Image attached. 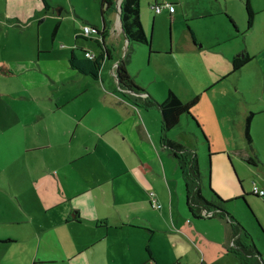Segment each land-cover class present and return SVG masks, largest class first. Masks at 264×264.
Returning a JSON list of instances; mask_svg holds the SVG:
<instances>
[{
    "label": "crops",
    "instance_id": "obj_1",
    "mask_svg": "<svg viewBox=\"0 0 264 264\" xmlns=\"http://www.w3.org/2000/svg\"><path fill=\"white\" fill-rule=\"evenodd\" d=\"M31 1L35 8L44 2ZM109 1L113 7L111 11L105 10L106 6H102L101 0H70L73 14H79V18L85 20L83 27L91 26L98 31V35L92 33L89 38L80 34L75 36L74 46L66 53V62L62 66L42 61L40 64L46 67L42 74L44 77L32 74L22 76V84L28 92L44 99L47 98L46 89L34 90L28 84L29 81L33 84L37 81L42 84L51 83L57 87L56 90H48L49 96L55 95L53 99L49 98L51 105H42L41 109L43 113L54 116L63 113L65 123L73 129L68 144L73 146L75 152L67 157L51 158L47 154L51 149L49 144L33 145L23 152L17 151L16 159L28 170L24 171L28 176V184L22 192L19 188L14 189L12 197L17 204L14 215L0 218V223L5 219L13 221L15 225L14 236L0 235V264H90L96 255L89 257V251L98 242L108 240L111 230L123 229L124 224H137L139 219L150 212V193L154 194L160 204V211L162 204L168 203L170 206L173 200L176 204L181 200L183 178L177 160L161 143V116L158 109L142 107L147 95L158 103L165 100L169 91L182 102L199 97L198 103L191 109L199 130L186 116H182L179 125L170 131L169 138L187 151L195 152L198 161L199 147H207L208 161L212 159L213 166L211 183L216 193L225 198L234 197L232 200L235 202L242 197L245 199L242 182L239 184L235 168L242 178L257 172L264 179V43H259L251 55V45H242L237 40L239 36L245 38L254 35L255 23L258 16L264 14V10L255 12L250 4L254 12L253 24L246 30V27H232L226 16L232 20L234 18L226 5L219 4L214 9H195L191 13L180 9V17L188 28L182 31L168 49H164L166 53H160L166 59L162 65L169 69L170 76H177L174 82L179 85L169 81L172 86L176 85L175 91L169 87L162 93L151 82L139 85L133 77L135 84L144 92L136 94L119 86L116 69L122 61L124 65L129 62V53L134 51V45L139 44L127 42L121 29L118 8L122 0ZM62 5L59 14L67 9V5ZM155 5L151 8L154 9ZM11 10L19 14L13 4ZM174 14L175 9L173 13L169 12V21L172 22ZM99 16L101 23L97 25L96 18ZM215 18L220 20H215L216 31L210 32V28H206L207 24ZM87 42L95 43L99 53L96 54L91 43ZM76 46L83 51L80 55L76 54L80 59L85 58V53L93 57L103 56L98 79H90L69 68L68 57ZM151 54L157 57L156 53L148 51L149 58ZM245 55L249 57L248 62L238 72L230 74L232 60ZM26 66L30 70L28 63ZM247 69H253L256 82V87L250 92L251 97L241 91L239 84L240 77L246 74ZM202 70H205V74ZM71 78L84 82L93 90L98 89L103 96L119 97V101L122 100L126 106L125 114L98 111V104H79L78 100L83 96L88 97V90L86 86L83 93L69 89ZM152 110H156L157 114H152ZM250 114L253 116L250 125L251 147H248L244 138V123ZM56 121H59V117ZM76 131L82 136H77ZM86 132L90 133L87 136L88 142L84 139ZM142 164L149 166L145 174L137 171ZM244 164L249 167V171L243 168ZM259 183L252 182L251 193L253 186L264 191V185ZM205 213L212 214L207 218L220 219V222H215L222 229L223 241L219 246L240 252L234 244L235 238L227 218L214 217L217 213L213 210L201 208L202 218ZM84 225L93 228L97 235L81 244L77 233L83 231ZM180 230L177 231L180 236L172 237L178 242L182 241L195 256L184 264H197V248L204 235L198 232L193 235L190 233L192 229L187 230L182 226ZM244 233V230L240 231L236 238L239 244L249 246L243 239H249ZM145 252L147 259L141 261V264H183L180 255L176 253L173 257H161L160 253L153 254L149 245L145 246ZM99 255L106 258L105 262L114 264L110 252ZM254 257L264 264L261 255L254 254ZM199 264H202L200 260Z\"/></svg>",
    "mask_w": 264,
    "mask_h": 264
},
{
    "label": "rangeland",
    "instance_id": "obj_2",
    "mask_svg": "<svg viewBox=\"0 0 264 264\" xmlns=\"http://www.w3.org/2000/svg\"><path fill=\"white\" fill-rule=\"evenodd\" d=\"M154 2L157 5H165L160 13H155L154 9L151 8L155 5ZM12 4L19 11L18 15L11 10ZM62 4L67 5V9L57 14L61 6L63 7ZM70 4V0H44L42 6L35 8L31 0H0V218H10L14 215L17 206L12 197L14 189L19 188L22 192L28 184V176L24 172H28V170L24 169L16 159L17 151L23 152L33 145L49 144L51 149L47 154L51 158L67 157L70 153L75 152L73 146L68 144L73 129L65 123L63 113L56 114L59 117V121H56L57 117L54 114L43 113L41 109L42 105H51L49 98L53 99L55 95L49 96L48 90H56L57 87L51 83L42 84L41 81L40 83L37 81L36 84H33L32 81L28 83L25 80L34 90L46 89L47 98L44 99L41 96L30 94L26 86L22 84L24 83L22 76L25 74L42 76L43 70L46 68L40 64L42 61L55 62L60 66L64 65L66 53L74 46V37L79 34L83 35L84 18H79L81 16L79 14H75L77 15L75 16L71 11ZM170 4L176 10V14L172 15V22L169 21L167 8ZM219 4L226 5L234 18L232 21L236 29H239V26L241 28L246 27L245 0H140L142 28L147 37H151V46L148 50L145 45H134V51L129 53V62H125L124 65L129 75H132L140 83L139 85L151 82L162 93H165L169 87L175 91L174 87L179 84L174 81L178 78L177 76H170L169 69L162 63L166 60L163 57V54L166 53L164 49H168L182 31L188 28L180 17V9L191 13L195 9L218 8ZM250 4L255 12L264 10V0H250ZM24 16L28 18L26 19ZM96 19L98 20L97 25H100L101 17ZM215 20H220V18L209 21L210 23L206 27L210 28L208 31H216ZM58 23L57 33L52 37L54 28ZM255 26L253 36L250 35L245 38L239 36L237 39L242 45H251V55L259 43H264V14L258 16ZM85 36L89 38L88 35ZM87 43L90 44L91 42ZM90 46L96 54L99 53L95 43H91ZM148 51L156 53L157 57H153L151 54L149 58ZM75 52L80 55V52ZM26 63H28V67L31 66L30 70ZM247 70V72L245 71L246 74L240 77L239 84L241 91L243 90L250 96V92L252 93L256 87V82L253 69ZM202 73L205 74V70H202ZM178 77L180 78V76ZM74 80L76 79L71 78L69 80L68 88L74 92L83 93L86 84ZM230 80H234V78ZM169 81L176 85L173 84L172 86ZM85 88L88 90V97L83 96L80 101L78 100L79 104L86 106L98 104V111H108L117 115L125 114L126 106L122 100L119 101V97L103 96L98 89L93 90L90 86ZM151 89H153L152 86ZM103 106L106 107V110H103ZM130 106L133 108L132 105ZM134 111L137 113L136 110ZM156 112V110L151 111L152 114H157ZM75 134L82 136L78 134V131ZM89 135L88 132L84 135L86 142L89 141L87 139ZM62 143H66V145ZM199 148L201 190L205 198H210V188L216 193L211 183L212 159H210V167L206 153L207 147L206 149L201 146ZM243 168L246 171L250 170L245 164ZM235 170L246 194L245 202L242 199L235 202L233 201L234 197V199L232 197L225 198L220 193L217 194L227 202L225 203L227 212L248 234L249 239L243 237L244 241L247 242L246 245L253 244L264 262V198L255 197L251 193L252 182L257 181L264 185V179L257 172L242 178L240 172L236 168ZM181 184L182 198L178 200L177 204L172 199L171 208L168 203L162 204L161 211L151 210L149 207L150 212L143 219H139L137 224H124L123 229L111 230L108 240L98 242L97 246L89 251V257L96 255L90 264H110L107 263L108 261L105 262L106 258L99 255L102 252H110L114 264H141V261L147 259L146 245L150 246L153 254L160 253L161 257L168 255L173 257L176 253L180 255L181 262L184 264L185 261H190L195 256L182 241L178 242L172 237L180 236V226L187 230L192 229L190 233L193 235L197 234L196 232L204 235L200 240V247L197 248L199 253H196L197 264H199V260L202 264H238L234 254L228 252L229 248L223 249L219 246L223 241L222 229L215 225V222H220V219H205L204 216L202 219H193L188 214L185 207L182 181ZM14 227L13 221L4 219L0 223V235L14 236ZM77 235L82 244L86 243L88 238L96 236L97 233L93 228L84 225L83 231ZM200 255L202 256L200 257Z\"/></svg>",
    "mask_w": 264,
    "mask_h": 264
},
{
    "label": "trees",
    "instance_id": "obj_3",
    "mask_svg": "<svg viewBox=\"0 0 264 264\" xmlns=\"http://www.w3.org/2000/svg\"><path fill=\"white\" fill-rule=\"evenodd\" d=\"M101 3L103 7L106 6V11H111V9H113L112 3L109 0H101ZM156 6L159 5H155V7ZM120 8L121 29L128 42L139 45H145L149 48V46H151L149 37H147V35L145 34L140 19V0H122ZM245 12L246 30H248L252 27L254 17V12L250 6L249 0H245ZM226 17L232 27L236 29L232 19L228 16ZM58 25L59 24H57L54 28L52 37H54L57 33ZM96 34L98 35V31L94 33V35ZM100 35L102 36L103 33ZM77 39L78 38H75V40ZM75 51L83 53L80 47H74V50L71 51L68 57L69 68L72 71H75L76 73H80L86 77H89L90 79H98L102 67L103 56L99 55L97 57L92 56L90 58L85 57L84 59H80L77 57V52ZM248 60L249 57L246 55L243 58L235 57L232 60V68L230 74L238 72L248 62ZM123 63L124 61H122L116 69V78L119 86L122 89L130 91L132 93H144L143 91H141L140 88L137 87L133 77L130 76L129 73L126 71ZM141 97L144 98L143 95H141ZM198 101L199 97L197 96L189 100L188 102H182L172 91H169L167 97L161 103H158L147 95V97L143 100L142 107H144L145 109L156 108L160 113V140L163 146L177 160L178 169L180 174L182 175L184 182V199L185 207L187 209L188 214L193 219H202L200 215V210L201 208H203L209 211L213 210L215 213H217L214 214V217L218 216L220 218H227V221L230 222L232 227V236L233 238H235L234 244L238 247L240 251L238 252L237 250L230 248L228 249V252L233 253L236 256L237 260L239 261V264H261L260 261L254 257V254L258 256H260V254L257 253L256 248L253 244H250L249 246L239 244V240L238 238H236V236L240 231H243V229L225 210V202L218 196L217 193L212 191L211 188L210 199L206 200L205 197H203L201 192L202 181L200 180V166L197 154L192 151H187L182 145L169 138L170 131L179 125V121L182 116H186L192 122V124L199 130V126L191 114V109L198 103ZM252 116L253 114L247 116L244 123V138L248 147H251L250 125ZM203 139L205 140L204 136ZM208 164L211 167L210 160L208 161ZM137 171L141 174H145L149 171V166L142 164L137 168ZM239 184H241L240 180ZM254 196L258 197L257 195ZM241 199L245 202V199L243 197ZM244 234L246 238H249L246 232ZM146 251L150 256L148 248L146 249Z\"/></svg>",
    "mask_w": 264,
    "mask_h": 264
},
{
    "label": "built area",
    "instance_id": "obj_4",
    "mask_svg": "<svg viewBox=\"0 0 264 264\" xmlns=\"http://www.w3.org/2000/svg\"><path fill=\"white\" fill-rule=\"evenodd\" d=\"M164 7H165V5H159V6L154 7L155 13H160L161 9ZM167 8H168L170 13H173L174 9L172 6L168 5ZM95 32H97V31L94 28H92L91 26L83 27V36H85V35L89 36V34H92ZM84 55H85V57H89V58L92 57L89 53H85ZM252 193L254 195H257L258 197L264 198V191L260 190L257 186L252 187ZM149 200H150V206L152 209L159 210L161 208L160 204L156 201L153 193L149 194ZM202 216L211 217L212 214L211 213H209V214L205 213Z\"/></svg>",
    "mask_w": 264,
    "mask_h": 264
},
{
    "label": "water",
    "instance_id": "obj_5",
    "mask_svg": "<svg viewBox=\"0 0 264 264\" xmlns=\"http://www.w3.org/2000/svg\"><path fill=\"white\" fill-rule=\"evenodd\" d=\"M119 9V16H120V11H121V8H118ZM57 14H59V12L57 13ZM96 30V29H95ZM125 39H126V37H125ZM126 41L128 42V40L126 39ZM149 41H150V44H151V37L149 36ZM149 48H150V46H149ZM148 48V49H149ZM209 186H210V184H209ZM258 253V252H257Z\"/></svg>",
    "mask_w": 264,
    "mask_h": 264
}]
</instances>
